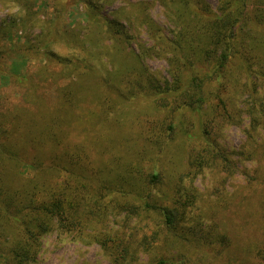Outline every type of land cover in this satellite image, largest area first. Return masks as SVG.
Wrapping results in <instances>:
<instances>
[{
  "label": "trees",
  "instance_id": "trees-1",
  "mask_svg": "<svg viewBox=\"0 0 264 264\" xmlns=\"http://www.w3.org/2000/svg\"><path fill=\"white\" fill-rule=\"evenodd\" d=\"M11 1L26 16L7 24L17 33L18 29L26 31L32 16L36 17L34 4L39 7L42 3L45 8L50 0ZM51 1L56 9L54 19H47L38 34L25 36L26 44L21 45L32 55H43L34 80L22 73L21 62L13 65L14 73L5 72L7 80L11 74L14 80L10 83L20 89L22 97L15 100L36 109L31 112L19 103L6 107L5 112L0 108V113H5L0 115V264H32L43 236L51 230L82 243H97L110 264H129L132 251L126 237L131 240L136 236L126 231L142 232L133 241L142 247L143 241L149 240L145 219L152 213L168 230L179 231L181 235L176 236H184L192 251L195 245L218 247V252L230 248L234 245L232 236L215 231L212 225L196 222L180 227L184 210L187 207L189 211L195 202L192 193L184 201L161 202L156 185L162 182L159 157L167 143L158 130L148 138L149 148L157 149L151 164L115 161L112 165L110 158L94 166L84 143L104 142L101 134L109 125L105 120L109 119L114 89L120 102L142 94L160 105V111H167L172 100L175 107H169V129L178 120L175 113L183 114V110L201 114L206 107L217 109L222 104V113L232 117L229 87H239L242 94L247 89L256 93L257 80L264 79V0H216L214 8L205 0H157L168 19V32L153 20L145 2L137 4L140 7L134 20L124 18L125 26L122 12L117 9L112 16L103 14L99 0ZM72 7L76 8L72 10L74 24L62 22ZM3 30L0 26V33H5ZM6 31L9 36L10 29ZM142 31L146 40L137 43L138 52L128 50L125 44L137 40ZM59 47L68 49L67 53L56 49ZM83 54L86 56L81 59ZM147 58L165 60L167 77L158 79L148 72L144 64ZM47 81L49 87L44 89ZM28 82L31 85L25 87ZM209 93L215 94L212 97L218 99V105L208 104ZM47 97L52 99L51 108ZM253 101L248 114L255 130L264 126V107L262 103L256 108ZM199 125L205 143L190 156V172L198 174L205 166L233 171L237 161L216 136L210 135L218 126L214 116L201 119ZM16 127L27 129L21 140L31 151L23 156L10 139ZM247 135L252 134L249 131ZM108 141H112L111 135ZM252 181L242 202L239 200L242 216L248 211L243 202L261 201V188H254ZM112 220H116V229L108 228ZM254 250L264 264V242ZM150 264L169 262L159 256Z\"/></svg>",
  "mask_w": 264,
  "mask_h": 264
},
{
  "label": "rangeland",
  "instance_id": "rangeland-1",
  "mask_svg": "<svg viewBox=\"0 0 264 264\" xmlns=\"http://www.w3.org/2000/svg\"><path fill=\"white\" fill-rule=\"evenodd\" d=\"M205 1L213 8L216 6V0ZM41 2L43 1L41 0ZM140 2L147 4L148 13L153 20L165 32H168L170 28L168 19L164 8L157 0H99L98 4L101 12L105 15L112 16V13L119 9L118 11L123 14L120 17L121 21L124 23V18L127 16L134 20L137 8L140 7L137 4ZM77 6L78 12H81L82 6L79 4ZM34 9L37 12L36 17L32 16L26 31L18 29L16 33L15 28H9L10 26L7 24L16 17L26 18L25 13L20 11V8L11 0H0V26L5 31L3 34L0 33V108L4 112L6 107L14 103L21 104V107H29L31 112L36 109V106L25 101L15 100L21 93L20 89L10 83L14 80L11 74L8 76L9 82L5 77V72L14 73L12 67L15 62H21L22 73L27 72L29 76H33L34 80L38 70L36 65L39 62H44L42 54L32 55L26 50V47L22 49L21 45L22 43L26 44L25 36L38 34L44 23H47V19H54L56 9H54L51 0L48 1L45 8L42 7V3L39 4V7L34 4ZM72 10L74 11L76 8L72 7L68 14L65 12V19H62V22L74 24ZM6 29H10L9 36H6ZM144 40H146V35L142 31L137 35V40H130L125 45L128 50L138 52L137 43H143ZM56 49L61 53L68 51L64 47ZM85 56L86 54H83L80 58L83 59ZM144 64L149 70L148 72L156 78L167 77L165 60L147 58ZM116 65L118 64L116 63ZM54 67H56L55 64ZM88 81H92V79ZM257 83L259 86L255 87L256 93L255 91L251 93L247 89L245 94H242L239 87H229L227 95L232 98L233 105L229 106L234 109L231 113L232 117H227L222 113L224 112L220 108L222 104L217 109L206 107L204 111H201V114L183 110V114L175 113L178 114V120L172 129L167 127L170 115L169 107H175L172 100L167 111H160V105L155 104L151 98L148 99L142 94H137L129 99L123 98V102H120L119 94L114 89L109 119L105 120L109 125L103 129L101 134L103 136L101 140L105 143L99 142L98 145L97 143L92 145L84 143L88 147L87 150H90L89 156L94 166H100L101 160L110 158L112 165L115 161H121L123 165H137V162L140 165L151 164L153 162L151 159L156 156L157 149L155 151V148H149L148 138L153 130H158L161 139L167 143V149L159 157L162 165V182L156 185L157 195L161 197V202L168 204L173 199L184 201L183 199L192 193L195 202L190 206L192 208L189 211H187V207L184 210L185 216L180 221L183 225L180 227L185 228L193 223L201 222L205 227L214 226L215 231L229 233L234 241V245L222 252L217 251L218 247L211 249L202 245L193 246L194 250L192 251L190 245H187L185 239H182L184 236L180 239L176 236L177 234L181 235L179 231L168 230L161 223L162 219L155 217L156 215L152 213L149 218L145 219V222L148 223L145 233L148 234L149 240L143 241L142 247L133 241L140 238L143 233L140 231L136 233L131 228L126 231L127 234L134 232L136 236L131 240L126 237L130 241L129 246L132 251V260L129 261V264H150L159 256L167 259L169 264H260L254 249L261 241L264 242V126L259 125L255 130H252L248 114V106L256 96L253 101L254 106L261 108L263 103L264 107V79H258ZM49 84L50 82L47 81L44 89L49 87ZM29 85H31L30 82L25 83V87ZM209 95L208 104L215 105L217 103L218 105V99L212 97L215 94L209 93ZM50 99L47 97L46 103L51 108L53 105H50L52 102ZM260 99L262 100L259 101ZM219 112L220 115H218ZM2 114L5 113H0V115ZM208 115L214 116L216 124L218 123L217 129L215 126L210 135L216 136L218 142L237 161V167L233 171L205 166L198 174L190 172V156L202 150L205 143L202 131L199 133L202 128L199 122L201 119L205 120ZM33 123L38 125V123ZM12 130L10 139L18 153L23 156L25 152L31 151L24 140H21L27 129L16 127ZM249 131L251 136L247 135ZM72 134L75 139V134ZM110 135L112 141L109 142ZM45 147L47 151V145ZM19 170L22 171V167ZM22 172L23 176H26L25 171ZM252 178L254 179L252 186L258 190L261 188V201L254 200L249 204L243 202L248 205V215L245 213L242 216V205L239 203L242 202V196L246 195ZM115 222L116 220H112V224L110 222L108 228L116 229L118 225ZM117 222L120 223V219ZM152 230L156 232L153 236L151 235ZM32 264H110V262L101 253L97 243H82L69 234H60L57 230H51L43 236L41 249L36 261Z\"/></svg>",
  "mask_w": 264,
  "mask_h": 264
}]
</instances>
